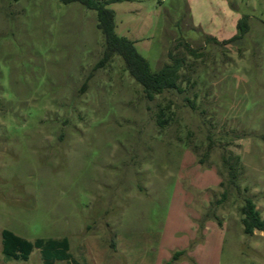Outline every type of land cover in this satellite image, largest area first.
<instances>
[{"label":"rangeland","instance_id":"374dc122","mask_svg":"<svg viewBox=\"0 0 264 264\" xmlns=\"http://www.w3.org/2000/svg\"><path fill=\"white\" fill-rule=\"evenodd\" d=\"M108 7L152 72L183 61L180 90L148 100L121 57L97 68L105 38L80 3L0 0V264H170L179 251L171 264H199V246L264 264V232L246 235L241 213L250 198L264 218V0ZM3 230L40 243L6 261Z\"/></svg>","mask_w":264,"mask_h":264},{"label":"trees","instance_id":"16d2710c","mask_svg":"<svg viewBox=\"0 0 264 264\" xmlns=\"http://www.w3.org/2000/svg\"><path fill=\"white\" fill-rule=\"evenodd\" d=\"M64 4L80 3L89 10L97 13V28L101 31L105 38V50L103 59L97 68L103 67L114 56L122 58L125 68L129 75L143 88V92L148 100H153L156 96L161 95L165 91L180 90L179 82L181 80V69L183 61L174 59L171 64H166L159 72L154 73L150 69V65L145 57H143L135 48L133 42L124 37H120L116 33V13L108 7L109 4L128 2L132 0H109L103 2L101 0H60ZM248 16H244L238 21V30L240 36L234 37L232 41L238 40L246 35L249 31ZM213 41L217 42L215 39ZM178 46H183L190 55H197L196 51L187 43L180 42ZM171 56V53H170ZM169 117L161 110L158 115V124L164 128L168 123ZM238 160V158H237ZM234 177L235 169L230 166ZM242 224L246 235H253L255 231L264 232V218L256 204L250 198L245 200V204L241 208ZM40 242H30L25 240L9 230L2 231V254L6 261L22 260L27 261L35 248ZM56 245H61L63 251L68 250L67 240L61 241ZM59 251L56 252L58 255ZM184 254V251L176 252L173 255L171 263L176 262ZM170 263V264H171Z\"/></svg>","mask_w":264,"mask_h":264},{"label":"crops","instance_id":"0c3cea01","mask_svg":"<svg viewBox=\"0 0 264 264\" xmlns=\"http://www.w3.org/2000/svg\"><path fill=\"white\" fill-rule=\"evenodd\" d=\"M208 231V228L204 230L206 233ZM209 240V235L206 237V242ZM198 250H200V246L197 248V251L193 254L195 259L198 261L199 264H218V259H219V252L214 253V254H207L206 258H201L198 256ZM200 255V253H199Z\"/></svg>","mask_w":264,"mask_h":264}]
</instances>
